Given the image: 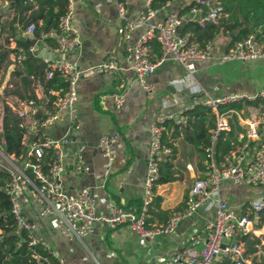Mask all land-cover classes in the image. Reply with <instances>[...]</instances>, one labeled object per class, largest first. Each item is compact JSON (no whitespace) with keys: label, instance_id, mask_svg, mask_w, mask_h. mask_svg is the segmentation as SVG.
<instances>
[{"label":"crops","instance_id":"0c3cea01","mask_svg":"<svg viewBox=\"0 0 264 264\" xmlns=\"http://www.w3.org/2000/svg\"><path fill=\"white\" fill-rule=\"evenodd\" d=\"M67 1L71 11L70 23L78 34V43L69 50L54 52L46 43L39 41L32 53L41 58L47 55L50 59L72 61L79 71L74 102L79 127L73 132L72 146L62 159L59 179L67 191L83 184L91 186L98 213H108L111 205L136 211L144 190L149 127L154 118L158 115L171 116L172 122L183 124L182 110L206 95L233 91L246 94L258 92L264 83V58L218 61V54L226 49L228 41V36L218 32L210 40L211 57L196 62L190 73L171 58L158 63L146 77L152 85L151 90L147 91L131 68L125 44L135 43L150 25L191 0H167L152 16L134 26L125 39L118 27L126 17L136 14L146 0ZM12 4V0H0V22L13 15ZM29 11L23 14L27 15ZM31 37L14 23L12 33L6 27L0 32V46L12 48L17 39L30 41ZM152 41L155 40L149 39L151 59H154L158 53H155ZM107 56L115 58L117 69L111 73L93 70V66ZM16 65L17 61L10 52L0 61V121L1 100L7 104L17 100L13 95L3 94V89L12 87L16 79L12 73ZM117 94L123 96L118 107L114 102ZM255 99L248 100L251 103L243 101L238 109H228V116L231 118L234 114L233 121L240 128L236 136L238 140L240 136L244 139L249 110L262 102ZM180 115L183 120L177 122ZM64 129L65 125L58 122L47 126L44 131L59 136ZM109 131L116 134L110 147V160L101 155L97 145L100 135ZM171 132L172 128L166 131L174 149L168 159L171 166H168L169 172L160 174V181L152 185V198L145 217L147 226L160 224L169 215L182 209L192 180L202 175L201 163L204 161L193 143L183 138L181 130L173 131L169 136ZM76 144L84 145L81 159L87 166L86 170L75 168L73 149ZM254 148L255 142L249 140L243 157H249ZM220 196L234 211L241 212L251 201L264 197V183L245 184L222 180ZM40 207V203L26 190L24 214L34 220L37 236L65 264H151L154 261L166 264L174 252L186 244L190 232L200 239L204 237L207 221L214 210L211 200L204 201L190 216L180 218L173 232L151 237H141L126 225L108 227L96 222L90 233L81 238L66 239L53 226L51 215L40 214ZM257 221L258 217L252 220L250 231L246 233L258 237V242L252 244L255 249L245 253V241L242 244L244 255L252 264H264V254L259 252L264 251L262 232H259L260 223L264 220L256 225ZM259 258L261 261L257 262ZM223 264H227L226 259Z\"/></svg>","mask_w":264,"mask_h":264},{"label":"built area","instance_id":"2783aa9c","mask_svg":"<svg viewBox=\"0 0 264 264\" xmlns=\"http://www.w3.org/2000/svg\"><path fill=\"white\" fill-rule=\"evenodd\" d=\"M149 1L146 0L136 14L126 17L118 27L124 39L128 37L134 26L152 16L156 11L150 6ZM180 8L171 10L162 19L150 25L135 43L125 44L131 68L141 86L147 91L151 90L152 85L147 82L146 77L153 72L158 63L171 58L181 63L187 73H190L196 62L211 57L210 40H206L202 47H196L189 39V32L181 31V25L187 19L194 20L200 27L216 22L222 11L220 0H194L185 12H180ZM70 13L69 1H67L65 11L58 16L56 27L40 31L28 46L27 51L33 52L35 44L44 37L53 38L54 44L46 46L54 52L73 48L78 43V34L70 23ZM33 29V22H29L25 25L24 32L32 36ZM151 38L159 47V53L154 59H151L150 54L149 39ZM24 56L25 52L18 51L16 60H22ZM257 58H264V45L252 34L235 40L218 54V61L221 62L231 59L249 61ZM42 61L47 66L44 77L50 76L52 70H56L63 76L65 86L57 93L56 99L48 103L40 80L34 78L35 96L17 100L16 105L8 104L20 119V125L23 128L21 142L26 145V157L18 164V158L13 155L6 156L0 147L2 159L0 167L10 174V182L6 187L10 201L9 210L18 225L28 230L30 235L28 244L40 243L54 256V264H65L63 259L55 255L46 242L37 236L34 220L27 218L24 214L23 203L26 190L40 203V214L51 215L53 226L66 239L81 238L90 233L96 222H102L108 227L126 225L141 237L170 233L174 231L180 218L190 216L200 203L211 200L214 210L207 221L204 237L200 239L190 232L186 244L178 248L166 264H223L224 259L227 260V264H252L244 255L243 244L239 237L250 231L252 220L257 218L259 212L264 209V197L251 201L243 211L236 212L220 196V183L222 180L245 184L264 183V83L258 92L252 94L222 92L206 95L198 102L214 113V124L209 131L210 144L205 147L208 169L203 175L196 176L192 180L182 209L169 215L160 224L147 226L145 217L152 198V185L158 176L157 163L164 153L169 151L168 147L160 144L159 124L165 118L172 117L158 115L150 124L144 190L139 208L135 211L120 205H111L108 213H98L95 209V198L91 186L83 184L67 191L62 187L59 179L62 159L72 146L73 132L79 127L74 110L75 82L79 71L72 61L50 59L47 55L42 56ZM117 67L115 58L107 56L93 66V70L111 73ZM257 97L262 98L263 101L249 110V116L245 121L244 139L240 136L234 147L228 149L219 160H215L213 157L215 137L220 130L229 128L228 111H219L218 106L240 100H253ZM122 101L123 96L117 94L114 100L115 106H120ZM37 108H41L38 118L35 117ZM182 120L181 115L176 119L177 122ZM58 122L65 125L64 131L59 136H53L44 131L47 126ZM115 138V132L109 131L101 134L98 139V149L108 160L112 157L110 147ZM249 140L255 142V148L246 158L243 154ZM83 148V144H76L73 149L74 165L77 170L87 169L81 159ZM43 149H50L53 154L45 170L41 169L37 161ZM29 156H34L36 161L32 162ZM27 168L32 173V179L26 172ZM31 255L39 258L36 253ZM40 258L44 264H51L46 256ZM151 264L159 263L154 261Z\"/></svg>","mask_w":264,"mask_h":264},{"label":"trees","instance_id":"16d2710c","mask_svg":"<svg viewBox=\"0 0 264 264\" xmlns=\"http://www.w3.org/2000/svg\"><path fill=\"white\" fill-rule=\"evenodd\" d=\"M13 15L0 22V32L6 27L10 33L14 31V23L21 28L29 22H33L34 29L31 40H18L12 48H3L0 46V61L4 59L8 52L14 55L18 51L25 52L32 43L34 37L40 31H46L49 28H55L58 16L61 15L67 6V0H12ZM167 0H150L149 4L152 8L157 9ZM222 11L220 16L214 23H207L203 27L197 25L194 20L187 19L181 25V31L189 32V39L196 47H202L206 40H211L215 34L221 32L228 36L226 48L235 40L240 39L248 34H252L254 38L264 45V0H220ZM191 0L188 4L180 8V12H185L189 5L193 4ZM35 5V8L33 6ZM30 10L27 15L24 11ZM232 33V36L229 34ZM6 40V37H5ZM41 42L48 46L54 44L52 37H44ZM155 53H159L157 42L152 41ZM17 61V60H16ZM46 63L42 58L35 55H26L22 60L17 61V65L12 70L13 80L12 87L3 89V94L13 95L17 100H25L33 98V80L38 78L42 84V88L46 93L48 103H51L57 97L65 86L63 76L56 70L48 77H44L46 71ZM17 100L13 102L17 104ZM255 100L263 101L257 97ZM251 103L248 100H240L230 102L218 106L219 111H228V109H238L242 103ZM184 122L175 123L171 118H165L160 124V144L169 147V151L165 153L157 163L158 176L154 180L160 181V174L169 172L168 166L171 162L168 160L174 151L171 141L168 140L166 131L172 128V132L181 130L183 138L191 141L196 148L197 153L203 159L201 163L202 175L208 169L205 157V147L210 144V129L214 124V113L210 108L201 105L198 102L192 104L191 107L182 110ZM234 114L231 118L228 116L229 128L220 130L215 137L213 144V157L219 160L222 155L230 148L234 147L238 142L237 131L240 129L236 122L233 121ZM23 128L20 125V119L16 113L1 100V121H0V147L6 156L13 155L18 158V163L22 161L26 155V145L21 142ZM32 162L36 161L34 156L28 157ZM53 158L50 149H43L37 161L41 169L45 170ZM27 174L32 179V173L29 168L26 169ZM10 182V174L6 169L0 167V264H44L40 257H47L51 264H54V256L43 248L40 243L28 244L29 232L27 229L18 225L11 214L9 196L6 190ZM140 203H138L137 206ZM147 213V211H146ZM264 220V209L259 212L258 221ZM146 221V220H145ZM239 239L245 241V253L254 250L252 244L258 242L255 234H241ZM36 253L39 258L33 257L31 254Z\"/></svg>","mask_w":264,"mask_h":264},{"label":"rangeland","instance_id":"374dc122","mask_svg":"<svg viewBox=\"0 0 264 264\" xmlns=\"http://www.w3.org/2000/svg\"><path fill=\"white\" fill-rule=\"evenodd\" d=\"M0 160H2L1 158H0ZM19 164V163H18ZM260 231L259 232H262V237H261V239L262 240H264V231H262V230H264V222H261L260 223ZM258 232V233H259ZM260 252V254H264V251H259ZM261 261V258H259L258 260H257V262H260Z\"/></svg>","mask_w":264,"mask_h":264},{"label":"water","instance_id":"95a60500","mask_svg":"<svg viewBox=\"0 0 264 264\" xmlns=\"http://www.w3.org/2000/svg\"><path fill=\"white\" fill-rule=\"evenodd\" d=\"M1 10H3V8H2ZM229 35L232 36V33H230ZM32 53H33V52H30V51H27V50L25 51V54H26V55H31ZM40 111H41V108H37V110H36V112H35V117H36V118L39 117V113H40Z\"/></svg>","mask_w":264,"mask_h":264}]
</instances>
